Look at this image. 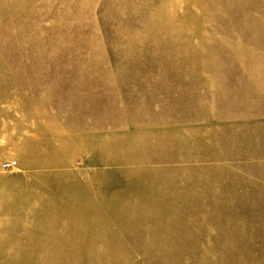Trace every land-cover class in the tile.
I'll return each instance as SVG.
<instances>
[{
  "label": "rangeland",
  "instance_id": "obj_1",
  "mask_svg": "<svg viewBox=\"0 0 264 264\" xmlns=\"http://www.w3.org/2000/svg\"><path fill=\"white\" fill-rule=\"evenodd\" d=\"M0 264H264V0H0Z\"/></svg>",
  "mask_w": 264,
  "mask_h": 264
},
{
  "label": "built area",
  "instance_id": "obj_2",
  "mask_svg": "<svg viewBox=\"0 0 264 264\" xmlns=\"http://www.w3.org/2000/svg\"><path fill=\"white\" fill-rule=\"evenodd\" d=\"M6 165H7V167H11V166H12V164H11V163H7Z\"/></svg>",
  "mask_w": 264,
  "mask_h": 264
},
{
  "label": "bare ground",
  "instance_id": "obj_3",
  "mask_svg": "<svg viewBox=\"0 0 264 264\" xmlns=\"http://www.w3.org/2000/svg\"><path fill=\"white\" fill-rule=\"evenodd\" d=\"M7 196H8V195L5 194V197H6V198H8Z\"/></svg>",
  "mask_w": 264,
  "mask_h": 264
}]
</instances>
